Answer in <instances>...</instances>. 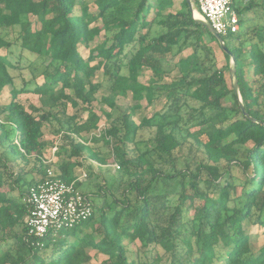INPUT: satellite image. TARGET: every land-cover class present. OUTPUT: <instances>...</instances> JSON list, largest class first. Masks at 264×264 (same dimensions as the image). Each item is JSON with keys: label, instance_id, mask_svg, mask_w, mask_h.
<instances>
[{"label": "trees", "instance_id": "obj_1", "mask_svg": "<svg viewBox=\"0 0 264 264\" xmlns=\"http://www.w3.org/2000/svg\"><path fill=\"white\" fill-rule=\"evenodd\" d=\"M99 3L105 38L99 52L85 58L82 50L102 31L92 26L88 0H0V93L11 87L10 101L0 104V264H80L76 251L88 247L105 255L100 264H264V246L254 248L244 227L247 219L264 227V25L246 41L249 27L222 35L238 42L226 44L252 121L227 74L231 56L186 0ZM259 5L264 1L250 0L241 8L234 0L233 9L242 23ZM186 62L184 71L180 63ZM141 68L153 73L146 83L139 81ZM99 71L109 94L97 109L93 101L104 86L94 80ZM128 91L133 104L122 109L117 97ZM28 93L38 95L40 105L20 99ZM160 99L161 110L136 121L143 100ZM70 105L88 110L87 120L70 114ZM100 113L109 125L83 143L98 129ZM56 138V172L66 182L82 168L91 181L101 177L93 162L85 168L86 159L106 161L93 148L99 141L120 167L96 182L98 204L92 202L89 220L38 240L28 233L24 198L38 181L31 176H44V150Z\"/></svg>", "mask_w": 264, "mask_h": 264}, {"label": "rangeland", "instance_id": "obj_2", "mask_svg": "<svg viewBox=\"0 0 264 264\" xmlns=\"http://www.w3.org/2000/svg\"><path fill=\"white\" fill-rule=\"evenodd\" d=\"M91 3L92 6V10H93V15H92V26L93 25H99L102 29L101 34L98 36H95L94 38L91 39L90 41V47L89 48H85L82 50L83 56L85 58H88L90 55H94L97 54L99 52V44L104 40L105 38V31H104V24L102 23V21L99 18V0H88ZM183 0H174V2L176 4H181ZM250 0H236V4L237 6H240L241 8L246 7L249 4ZM257 2L261 3L264 0H256ZM195 6V5H194ZM264 25V7H262L261 5L256 6L255 8H253V10H251L250 12H246L244 14L242 23H240V29L244 28V27H249V32L247 36H245L243 38V41L247 40V37L249 36H255L256 35V30L257 27L263 26ZM11 33L10 31L4 30L2 32V34L5 33ZM258 38V37H256ZM258 39H263V37H260ZM225 42L230 46V47H234L235 44L237 45L238 42L232 38V36H227L225 38ZM250 42L246 43V47H245V57H248V50L250 47ZM4 50H0V53H3ZM189 50H187L185 53H188ZM219 54V60H220V64H226L227 63V59L226 57L222 54V52L218 51ZM169 56V55H168ZM182 55H179L176 57V60H179L181 58ZM249 58V57H248ZM246 62H248L249 60H245ZM230 64H232V60L229 59ZM134 65L139 66V59L138 57H136L133 61ZM188 63H180V67L182 68V70L187 71L188 70ZM180 68V69H181ZM140 76H139V81L141 83H146L147 81H149V79L152 77L153 73L151 70L149 69H140ZM250 71L251 68L248 67L247 68V75H250ZM26 72V78H29L28 75V71L25 70ZM227 74H230V71H227ZM40 79V78H39ZM94 80L96 81H100V82H104V86H102L99 91L96 93L95 95V100L93 101V106L98 108L101 107H105L104 103L101 101L102 96H106L109 94V90L107 88V84H106V80L104 79L103 73L102 72H98L97 75L95 76ZM19 81V79H18ZM10 86H7L6 88H4V90L0 93V104H6L10 101L11 99V95H10ZM20 99L22 101L25 102L26 105L29 104H36V105H40V99L39 96L33 93H28V94H22L20 96ZM117 103L119 104V106H121L122 109H127L131 104H133L132 101V92L128 91L126 94L124 95H120L117 97ZM165 100L164 99H160V100H156L153 104H149L146 100L142 101V107L138 110H136L134 118L136 119L137 122H139L142 117L144 115H148V116H152L156 111L161 110L162 107L164 106ZM69 113H78L80 115V120L84 121L87 120V118L89 117L90 113L88 110H85V108L80 106H75V105H70L69 107ZM101 114V121L99 123V126H101V128H106L109 124L108 121L106 120L105 116ZM1 120H4L2 116H0ZM198 128H193V130H197ZM44 132H45V138L47 139H53L54 136L50 133L49 127L45 126L44 127ZM94 132H97V130H94ZM198 135L201 138H205L206 135L202 132V131H198ZM59 142H61L58 138L55 139V143L54 144H59ZM167 143L172 146L174 145V142L168 138ZM252 143L249 144V146H251ZM140 146L142 148H145V142L140 143ZM53 146H49L44 150V160H46L47 163H45L46 167H51L54 168L57 171V164L60 162L61 158L58 155V150L56 151L55 154H53ZM94 149L99 150L100 155L104 158V162H100V161H92L89 159H86V166L85 168L88 166V164L93 162L94 165V169L97 172H102L101 173V177H99V179L97 180H90V178L88 177L87 180L85 182H83L80 186V188L82 189V191L86 192L89 194V198L92 202H95V204H98V198L94 195L95 192L97 191V181H100L102 184L104 183V177L107 179H110L114 176V174L116 173L117 168L113 166V164H115V161L113 159V156L111 155L112 153L110 152V150L108 149V147L101 141L97 142L96 144L94 143L93 145ZM81 170V169H80ZM87 170V169H85ZM81 172V171H80ZM88 173V171H87ZM43 175L38 174V173H34L31 177L33 179H35V181L39 180ZM99 184V183H98ZM244 227L247 231L248 234L251 235V239L253 242V246L254 248L258 249L262 246H264V227L259 225V224H254L252 221H250L249 219L244 221ZM89 230H84V232H82L80 235L87 233ZM95 236L98 238V235L95 234ZM70 240H73V237H69ZM76 255L79 256L80 258V264H100L101 260L103 258H105L104 254L98 253L97 250H95L94 248L88 247V248H78L76 251Z\"/></svg>", "mask_w": 264, "mask_h": 264}, {"label": "built area", "instance_id": "obj_3", "mask_svg": "<svg viewBox=\"0 0 264 264\" xmlns=\"http://www.w3.org/2000/svg\"><path fill=\"white\" fill-rule=\"evenodd\" d=\"M198 16L211 23L218 34L229 35L240 30V19L237 11L233 9L234 0H193ZM106 128L98 127L97 132L92 131L88 142L93 136H100ZM58 150V144L53 147V154ZM44 163H47L44 160ZM117 169V162L113 164ZM88 178L87 171L82 168L80 175L66 182L58 177L54 168L47 167L42 179L29 188L24 201L30 207L27 217L28 233L38 240L48 232H57L62 229H71L82 225L93 215V203L80 187L79 182ZM39 244V242H36Z\"/></svg>", "mask_w": 264, "mask_h": 264}, {"label": "water", "instance_id": "obj_4", "mask_svg": "<svg viewBox=\"0 0 264 264\" xmlns=\"http://www.w3.org/2000/svg\"><path fill=\"white\" fill-rule=\"evenodd\" d=\"M186 2L188 3L189 10L193 14L194 18L197 19L201 24L206 26V28L217 38L218 42L220 43L222 48L225 50V52H227L231 56L232 64H231V68H230V75H231V78H232V81H233L235 93H236V95L238 97L241 109L244 112V114L247 117H249L252 121H255V119L253 117H251L249 115V113L246 111V108H245V106L243 104V100H242V97H241V94H240V91H239V85H238L237 65L235 63V56H234L233 52L228 48V46H227L226 42L224 41L223 37L220 34H218V32L212 27L211 23L208 22L207 20L203 19L202 17L196 15V11H195V8H194L193 0H186Z\"/></svg>", "mask_w": 264, "mask_h": 264}, {"label": "bare ground", "instance_id": "obj_5", "mask_svg": "<svg viewBox=\"0 0 264 264\" xmlns=\"http://www.w3.org/2000/svg\"><path fill=\"white\" fill-rule=\"evenodd\" d=\"M196 15H198V13H196Z\"/></svg>", "mask_w": 264, "mask_h": 264}]
</instances>
